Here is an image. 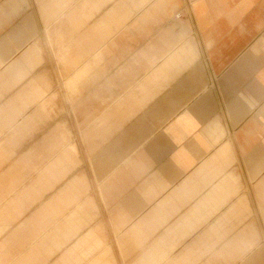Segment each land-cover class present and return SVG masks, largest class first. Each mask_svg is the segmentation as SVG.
Segmentation results:
<instances>
[{"label": "crops", "instance_id": "crops-1", "mask_svg": "<svg viewBox=\"0 0 264 264\" xmlns=\"http://www.w3.org/2000/svg\"><path fill=\"white\" fill-rule=\"evenodd\" d=\"M0 264H264V0H0Z\"/></svg>", "mask_w": 264, "mask_h": 264}, {"label": "built area", "instance_id": "built-area-1", "mask_svg": "<svg viewBox=\"0 0 264 264\" xmlns=\"http://www.w3.org/2000/svg\"><path fill=\"white\" fill-rule=\"evenodd\" d=\"M179 17H181V14H177V15H176V18H179Z\"/></svg>", "mask_w": 264, "mask_h": 264}]
</instances>
